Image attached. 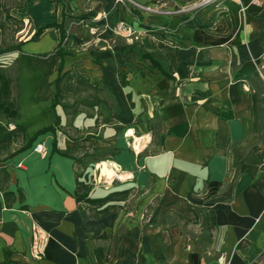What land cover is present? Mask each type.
Listing matches in <instances>:
<instances>
[{
	"label": "crops",
	"instance_id": "obj_1",
	"mask_svg": "<svg viewBox=\"0 0 264 264\" xmlns=\"http://www.w3.org/2000/svg\"><path fill=\"white\" fill-rule=\"evenodd\" d=\"M134 1L149 9L131 6L141 17L130 24L136 40L113 30L114 0H0V44L18 47L0 55L16 61L18 86L15 109L3 63L0 264L4 251L14 264H100L98 248L107 249L103 264H264V3L241 0V15L237 0ZM96 6L104 17L94 18ZM51 23L62 31L29 41ZM145 27L177 44L172 74ZM142 53L170 78L150 72ZM79 76L104 92L67 127L60 101ZM57 118L63 130L37 135ZM87 153L105 158L92 163ZM82 162L98 172L91 199L127 193L99 219L74 198L76 181L90 183L77 176ZM103 162L112 177L101 176ZM33 225L48 236L39 260Z\"/></svg>",
	"mask_w": 264,
	"mask_h": 264
},
{
	"label": "trees",
	"instance_id": "obj_2",
	"mask_svg": "<svg viewBox=\"0 0 264 264\" xmlns=\"http://www.w3.org/2000/svg\"><path fill=\"white\" fill-rule=\"evenodd\" d=\"M116 9L114 13V20L117 22H124L128 25L132 23L134 19L140 20L141 17L139 13L132 9L131 5L129 3L123 1L120 2L118 0H114ZM66 12H68V8H65ZM1 15V13H0ZM7 18L11 20V17L6 13ZM7 26L4 22H0V30L1 33L3 34L6 30ZM48 28H59L60 31H62L61 24H56V23H51L48 24L39 30H37L33 36L29 39V41H36L38 38L47 30ZM147 34L150 36L151 41H152V46L158 51L164 54L169 63H170V73L172 74L173 71L175 70L176 66L179 63V49L177 44L167 38L164 33L157 28H152V27H145ZM64 35L62 34V39ZM3 42L1 40L0 44V55L5 53V52H14L18 50V47L15 46H3ZM3 46V47H1ZM61 44L58 45V50L57 53L58 55L61 56ZM138 61L140 63L145 64L150 72H158L162 75H164L166 78H170L169 74L165 73L160 65L153 60L148 54L142 53L140 54ZM4 64L0 61V72L4 73ZM9 73H8V81H9V96L5 100H11L14 102V108L17 109V95H18V86H17V64L16 61L13 60L11 64L8 67ZM185 73V67H183L182 70V75ZM119 75H125V72L119 73ZM123 86L126 84V82L122 83ZM103 89L101 87H94L92 86L87 78L83 76H79L78 80L75 81L74 87L72 88L71 91H68L61 99L60 102H62V107L63 110L67 116V127L72 126V122L77 114H79L82 109L84 108H89L93 109L94 106H96L99 103V97L103 95ZM3 100V99H0ZM56 129H61L63 128L60 127L59 119H56V122L53 126L43 129L40 132L37 133V135L40 134H45V133H52L53 136L55 134ZM53 144L55 146V139L53 140ZM91 161L92 163H97L101 158L105 157H100V156H95V154H90L87 153L84 155L83 160L87 159ZM77 163V161H75ZM85 164L86 162H82ZM81 163V164H82ZM80 177V175H77ZM91 190V186L89 183L86 182H79L76 181V189L74 193V198L78 204V208H84L85 210L88 211L90 217L92 219H99L107 214H109L114 207L112 206H105L108 202L111 200H114L117 196L119 195H126V192H121V193H110L104 198L101 199H91L89 197V193ZM92 236L96 239H102V240H108L109 236L104 233H99L95 232L92 234ZM10 253L8 251H4V264H14L9 260V255ZM106 254H107V249L105 248H98L95 251L96 259L97 262L100 264H103L106 262Z\"/></svg>",
	"mask_w": 264,
	"mask_h": 264
},
{
	"label": "built area",
	"instance_id": "obj_3",
	"mask_svg": "<svg viewBox=\"0 0 264 264\" xmlns=\"http://www.w3.org/2000/svg\"><path fill=\"white\" fill-rule=\"evenodd\" d=\"M118 1L123 2L124 0H118ZM126 1H128L130 4L131 3L134 4L135 6H137V8L147 10V11L149 10L148 7H143L141 5H138L132 0H126ZM217 1L219 0H201L199 2V6H208ZM251 3L253 5H261L262 3H264V0H251ZM237 4L239 6V13L241 15H244L246 7L244 6L243 2L241 0H237ZM115 33L120 36L125 35V34L129 35L131 37H134L135 40L138 39V36L140 35V32L136 33L133 30L131 25H128L124 22H118L116 24ZM257 75L262 81H264V67L257 69ZM33 150L38 154L44 153L45 149H44L43 143L35 145ZM47 241H48V236L45 234H42L40 229L36 225H33L32 226V244H31L32 250L31 252H32L33 257L36 260H39L44 256Z\"/></svg>",
	"mask_w": 264,
	"mask_h": 264
},
{
	"label": "rangeland",
	"instance_id": "obj_4",
	"mask_svg": "<svg viewBox=\"0 0 264 264\" xmlns=\"http://www.w3.org/2000/svg\"><path fill=\"white\" fill-rule=\"evenodd\" d=\"M125 2H127V3H129L128 1H126V0H124ZM133 2H135L134 0H132ZM136 4H138V5H141V6H143V7H147L146 5H144V4H140V3H138V2H135ZM132 4V3H131ZM130 3H129V5H131ZM132 6H135L134 4H132ZM92 8V7H91ZM138 12L139 11H147V10H143V9H140V8H137V6H135L134 7ZM106 7L105 6H101L100 8L98 7V6H96V9H92V12H93V14H94V18L95 17H104L103 15L104 14H106L105 12H106ZM93 19V18H92ZM92 19L90 18V20H88V23H90V24H94L93 22H92ZM18 26V25H17ZM20 28V26L17 28V30ZM28 29V27L27 28H25V30H27ZM114 31H115V27H114V29H113ZM26 35V32L25 31H23L22 33H20L19 34V37H23V36H25ZM11 60H12V58H8L7 56L6 57H3L2 59H1V62L2 63H5V64H7V63H9V62H11ZM86 168H87V163H85V164H80V167H79V175H80V178H82V179H84V180H86V181H90V186H92V184L94 183V180L96 179V174L98 175V172L96 171H89V172H87L86 171ZM93 170H95V168H93ZM97 180L100 182V178L98 177L97 178Z\"/></svg>",
	"mask_w": 264,
	"mask_h": 264
},
{
	"label": "bare ground",
	"instance_id": "obj_5",
	"mask_svg": "<svg viewBox=\"0 0 264 264\" xmlns=\"http://www.w3.org/2000/svg\"><path fill=\"white\" fill-rule=\"evenodd\" d=\"M99 167L101 176L110 178L114 175L113 170L108 166L106 162H103Z\"/></svg>",
	"mask_w": 264,
	"mask_h": 264
}]
</instances>
